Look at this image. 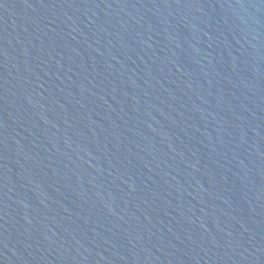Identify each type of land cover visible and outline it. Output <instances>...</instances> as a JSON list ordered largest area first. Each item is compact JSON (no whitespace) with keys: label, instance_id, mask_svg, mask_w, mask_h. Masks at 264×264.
Here are the masks:
<instances>
[{"label":"water","instance_id":"water-1","mask_svg":"<svg viewBox=\"0 0 264 264\" xmlns=\"http://www.w3.org/2000/svg\"><path fill=\"white\" fill-rule=\"evenodd\" d=\"M0 264H264V0H0Z\"/></svg>","mask_w":264,"mask_h":264}]
</instances>
